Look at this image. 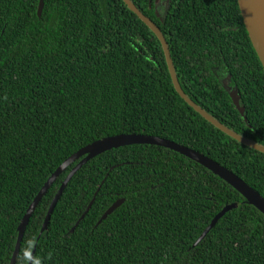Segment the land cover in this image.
Returning <instances> with one entry per match:
<instances>
[{
  "label": "trees",
  "instance_id": "1",
  "mask_svg": "<svg viewBox=\"0 0 264 264\" xmlns=\"http://www.w3.org/2000/svg\"><path fill=\"white\" fill-rule=\"evenodd\" d=\"M131 1L164 34L187 96L264 146V69L238 0H165L164 7L159 0ZM44 3L40 18V0H0V264H11L19 226L54 172L105 138L170 140L264 197V154L181 98L161 42L123 0ZM234 91L247 120L232 101ZM75 165L33 214L16 264H29L36 245L33 264H264V215L203 166L152 145L114 149L90 161L38 240ZM231 204L238 207L195 246Z\"/></svg>",
  "mask_w": 264,
  "mask_h": 264
},
{
  "label": "water",
  "instance_id": "2",
  "mask_svg": "<svg viewBox=\"0 0 264 264\" xmlns=\"http://www.w3.org/2000/svg\"><path fill=\"white\" fill-rule=\"evenodd\" d=\"M123 1L128 6V8L132 12H134L140 18V20L144 22L145 25H147L150 28V30L157 36V38L161 42L163 49H164L165 57L167 60L169 72H170V75L173 81V85L177 93L181 96V98L192 109H194L206 121L211 123L217 129H219L220 131H222L229 137L235 139L239 143L264 154V146L258 145L246 139L245 137L237 134L236 132L232 131L231 129L223 125L221 122H219L217 119L212 117L208 112H206L204 109L198 106L192 99H190L187 96V94L184 92L180 84V81H179V78L176 72V68L174 65V61L172 59L169 44L164 34L160 30V28L156 25L155 22H153L150 18H148L139 8H137L136 5L131 0H123ZM156 1L158 2V0ZM238 4H239L240 11H241V15L244 20L246 30L251 39L252 45L264 69V0H238ZM44 5H45L44 0H40L39 9H38V16L40 18L42 17V14H43ZM231 98H232V101L235 107L240 112V114L245 118V120H247V116L244 113V108L241 107L240 97L237 91H234L231 93ZM133 145H152V146L163 147L166 149H170L176 153H179L182 156L196 162L197 164L203 166L204 168H206L208 171H210L214 175L218 176L220 179L226 182L233 189H235L245 199L246 204L255 207L261 214L264 215V197L261 194H259L256 190H254L252 187H250L246 182H244L238 176H236L233 172L221 166L217 162L211 160L210 158L206 157L205 155L191 148L181 146L170 140L162 139L156 136H146V135H136V134L119 135V136L109 137V138L96 141L84 147L79 152H77L76 154L71 156L69 159H67L56 170V172H54V174L51 176V178L46 182L42 190L39 192L34 202L29 207L26 215L24 216L19 226L18 240H17L15 251H14V254L11 260V264L17 263V259L20 254L22 241L24 239L27 227L30 223V220L33 214L35 213L36 209L38 208V206L40 205V203L42 202L43 198L46 196L50 188L53 186V184L62 174H64L70 167H72L73 164H76L72 168V170L70 171V173L68 174L64 182L62 183L60 189L58 190L48 210V213L44 220L38 240L43 235V233L49 229L54 211L59 201L61 200L66 188L68 187L69 183L73 180V178L76 176V174L84 166H86L90 161H92L96 157L108 151L114 150V149H119L122 147L133 146ZM95 199H96V196L94 197L92 202L89 204V207L87 211L84 213V215L82 216L81 220H83L87 216V214L90 212L95 202ZM124 202L125 200L122 199V200L117 201L114 205H112L106 211V213L102 216L98 225H100L103 221H105ZM237 207H238L237 204L228 205L218 215H216L215 218L212 220L211 224L207 227V229L204 231L202 236L199 238L195 246H197L204 238H206V236L217 226L219 221L227 213L231 212ZM75 229L76 228H74L72 231H74ZM36 250H37V245L35 246L31 254L29 264L34 263Z\"/></svg>",
  "mask_w": 264,
  "mask_h": 264
},
{
  "label": "rangeland",
  "instance_id": "3",
  "mask_svg": "<svg viewBox=\"0 0 264 264\" xmlns=\"http://www.w3.org/2000/svg\"><path fill=\"white\" fill-rule=\"evenodd\" d=\"M160 3H163V7H164L165 0H159V4H160Z\"/></svg>",
  "mask_w": 264,
  "mask_h": 264
}]
</instances>
